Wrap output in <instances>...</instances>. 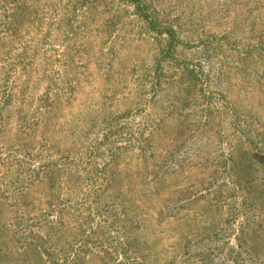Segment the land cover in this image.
Instances as JSON below:
<instances>
[{
	"label": "rangeland",
	"instance_id": "1",
	"mask_svg": "<svg viewBox=\"0 0 264 264\" xmlns=\"http://www.w3.org/2000/svg\"><path fill=\"white\" fill-rule=\"evenodd\" d=\"M142 1L0 0V264H264V0Z\"/></svg>",
	"mask_w": 264,
	"mask_h": 264
},
{
	"label": "trees",
	"instance_id": "2",
	"mask_svg": "<svg viewBox=\"0 0 264 264\" xmlns=\"http://www.w3.org/2000/svg\"><path fill=\"white\" fill-rule=\"evenodd\" d=\"M126 1V3H129V4H131V5H133L134 6V8H135V10L137 11V12H139V13H137V14H139V16H141L143 19H145L146 21H147V23H148V25H152V23H153V16H151V13H150V11L147 9V7L145 6V4H144V2L142 1V0H125ZM11 16H9V15H7V14H5V16H4V19H5V22H6V24H11V22H9L10 21V18ZM4 23V20H3V17L0 19V26L2 25ZM8 29H10V28H8ZM14 31V28H12L11 29V31ZM0 31H1V29H0ZM166 33L171 37H169V39H168V41H171L172 39H173V35L171 34L172 33V31L171 30H166ZM169 46V45H168ZM168 50V49H167ZM2 105V104H1ZM97 196V195H96ZM92 203H96V205L98 206V208L99 209H102L101 211H102V213H105V211H106V208H108V202H104V204H98L97 202H96V200L95 201H93ZM76 212H74V214H75ZM99 213H101L100 211H99ZM99 213H97V214H99ZM60 214H62L61 212H60V210L58 211V210H55V214H51L50 216H48V215H46L45 216V218H44V221L45 222H49V220H50V223H51V226H50V229L52 230V232H53V234H58L62 229H64L63 228V223L66 221L65 220V218L63 217L62 219H61V216H60ZM36 217H34V216H31L30 217V219H35ZM52 219V220H51ZM66 219H67V217H66ZM79 224V228H81V226H82V222H80V223H78ZM29 226L30 225H27V223H23V225H22V229H23V235H31V232H33V230L31 229V228H29ZM32 230V231H31ZM86 234H85V232H84V234L82 235L83 237L85 236ZM32 236V235H31ZM39 236V235H38ZM47 237V236H46ZM46 237H42V236H39V237H35V235L32 237L34 240H40L41 239V241L42 242H48V240L50 239V237H48V238H46ZM80 243V242H79ZM103 264H105L104 262H103ZM120 264V263H119Z\"/></svg>",
	"mask_w": 264,
	"mask_h": 264
}]
</instances>
